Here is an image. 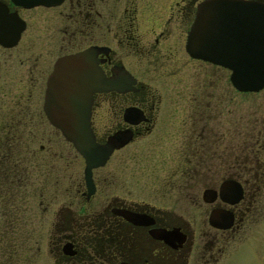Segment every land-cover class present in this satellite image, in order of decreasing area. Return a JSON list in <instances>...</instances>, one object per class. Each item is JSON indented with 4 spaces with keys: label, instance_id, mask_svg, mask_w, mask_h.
<instances>
[{
    "label": "flooded vegetation",
    "instance_id": "obj_1",
    "mask_svg": "<svg viewBox=\"0 0 264 264\" xmlns=\"http://www.w3.org/2000/svg\"><path fill=\"white\" fill-rule=\"evenodd\" d=\"M204 1L64 0L27 6L0 0V188L24 199L10 201L12 214L0 216L1 238L20 239L31 251V242L47 235L54 264L227 259L237 230L250 222L261 197L256 183L264 177V145L256 157L224 158L222 116L229 105L234 108L233 97L225 104L222 76L207 69L229 70L193 58L187 49ZM85 52L90 54L86 74L98 70L106 82L105 91L93 94L90 127L109 156L93 169L92 186L86 159L46 108L61 61ZM237 125L232 142H239ZM248 128L245 145L264 143L255 123ZM34 175L40 177L38 187ZM215 175L224 179L206 185L201 199L199 193L192 196L196 177ZM227 180L243 187L236 204L221 197ZM176 192L184 193L183 204L174 202ZM16 205L22 209L19 219ZM214 210L232 213V227L212 226ZM41 257L38 252L26 262Z\"/></svg>",
    "mask_w": 264,
    "mask_h": 264
},
{
    "label": "water",
    "instance_id": "obj_2",
    "mask_svg": "<svg viewBox=\"0 0 264 264\" xmlns=\"http://www.w3.org/2000/svg\"><path fill=\"white\" fill-rule=\"evenodd\" d=\"M27 6L56 4L64 0H15ZM188 52L193 58L231 71L233 86L242 93L264 90V2L255 0H206L192 25ZM88 52L65 58L51 78L47 111L59 125L67 141L73 143L87 162V183L93 185L92 171L104 165L107 149L98 145L90 127L93 94L105 91L106 82L99 71L88 70ZM91 66V64H90ZM86 71V72H85ZM224 202L236 204L243 199V187L234 180L221 186ZM234 216L227 210H214L212 226L229 229Z\"/></svg>",
    "mask_w": 264,
    "mask_h": 264
},
{
    "label": "rangeland",
    "instance_id": "obj_3",
    "mask_svg": "<svg viewBox=\"0 0 264 264\" xmlns=\"http://www.w3.org/2000/svg\"><path fill=\"white\" fill-rule=\"evenodd\" d=\"M207 70L211 74L218 73L222 76V93L223 95H225V104L227 100H230L231 97H233L234 101H232V103L234 104V108L232 107V105H229L228 108H225L222 116L224 130V158L230 160L232 159V157H234V153L240 155L243 154L245 156L250 153L251 156L254 155L256 157L257 150L262 147L264 143L260 142V144L254 145L248 141V144L245 145V141L247 142V139L242 140V136L247 130L249 131L248 126L255 123L256 132L262 130V138H264V126H261V119H264V90L259 93H237L231 85L229 71L225 69L216 70L215 67H210ZM213 121L215 122V119ZM236 124H238V129L235 133H239L240 131L239 142H241L242 145H240L238 141H231V134L234 128H236ZM255 137H257V133L255 134ZM65 147L67 146L65 145ZM237 147H239V152H237ZM212 150L214 151L215 147H213ZM261 152H264V149ZM262 164L264 165V161H262ZM143 179L144 185L149 184L147 183L149 181V177H145ZM222 179L224 178L217 177L216 175L196 177L195 180L191 182L192 196H196V193H199V195L197 196L199 197V199H201L206 185L210 186L212 184H219ZM32 180L34 186L38 187L39 185H41L39 176H32ZM257 180L258 185L256 183V187L259 186L260 192L258 195H261V197L256 203L257 205L254 214H252L249 223H246L244 226H242L241 229L237 230L236 239L235 241H233V248L228 251L230 255L221 264H264V177L262 176L260 178H257ZM35 190L36 189L33 190L34 197L32 198V200H37L36 205H38V201L40 200V198L39 193L37 194ZM146 194L147 192H145V195ZM183 194L184 193L176 192V194H174V202L183 204ZM13 200H16L17 203L24 201L23 194H21L20 192H15L14 195H12L7 192L6 188H0V216H2L4 212H9L10 214H12L13 211L10 201L13 202ZM14 211L17 219H19V217H22V215H20V211H22V209L19 208L18 205L15 206ZM52 216H54L53 212L52 215L48 214L47 218L51 219L50 217ZM47 218L44 222L45 224L48 223L45 227L46 234L48 233L47 230L50 228V220ZM32 219H34V215L32 216ZM34 221L36 222V224L39 223L38 218H35ZM15 223H17V221H15ZM49 238L50 237L46 235L36 245H34V243L36 242L32 241L31 251H29V249L27 250V248L24 247V241H21L20 239L9 241L7 240V238H1L0 264H27L26 260H30V255L31 257H33L34 254L38 252L42 254V257L34 260L33 264H54V260L51 258L49 252ZM238 241L240 244H243L236 247L235 244L238 245Z\"/></svg>",
    "mask_w": 264,
    "mask_h": 264
}]
</instances>
